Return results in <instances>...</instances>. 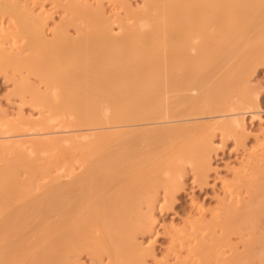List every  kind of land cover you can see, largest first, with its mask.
<instances>
[{"label":"bare ground","instance_id":"6f19581e","mask_svg":"<svg viewBox=\"0 0 264 264\" xmlns=\"http://www.w3.org/2000/svg\"><path fill=\"white\" fill-rule=\"evenodd\" d=\"M40 1L0 0L1 70L30 68L46 88L27 75L19 97L40 118L21 107L0 122V264H77L84 252L161 264L140 241L158 224L160 188L183 189L187 164L211 166L217 130L246 135V114L264 132L258 96L238 76L249 52L264 50V0L119 1L126 17L104 0H52L68 1L52 42ZM262 148L223 181L227 198L211 217L200 210L170 228L165 264H264Z\"/></svg>","mask_w":264,"mask_h":264},{"label":"rangeland","instance_id":"374dc122","mask_svg":"<svg viewBox=\"0 0 264 264\" xmlns=\"http://www.w3.org/2000/svg\"><path fill=\"white\" fill-rule=\"evenodd\" d=\"M32 1H34V0H31V2ZM82 1L85 2L86 0H82ZM102 1H101V3H102ZM119 1L121 2L124 0H117V1L116 0H104L103 1L104 5L102 3V6H103L104 10H106V12L107 11L109 12V13L107 12L108 14H112V13L117 12V16L121 17L122 14L126 15V13H125L126 9L122 10V8H121L122 5L120 4ZM63 2H60L59 4L63 5L65 3H67L68 1H66L65 3H63ZM88 2H90V3L94 2L95 4L92 3V4H94V6L96 4H98V1H96V0H88ZM127 2H128V4L131 3L130 5H132V7L135 9L136 8L138 9V7L143 4V3H141L142 0H128ZM39 3L44 5V1L43 2L40 1ZM116 3H117V5H116ZM118 3L120 4V6ZM46 4H47V6H46ZM62 5H58V3L53 4L52 0H49V1L45 0V5H44L45 9L47 11H49L51 16H52L51 20L49 21L50 22L49 24L52 23V25H49L48 30H47V32H48L47 36H50L49 33L52 34L50 36L51 39H50V37L49 38L47 37L49 41L51 40L50 42L55 40V38L53 36V32L51 31L52 28L55 27V29H56L59 26H63L64 25L63 23H65V21L62 17L66 16V9H65V6L63 7ZM37 6H38V4H37ZM62 8H64V9H62ZM114 8H115V10H114ZM52 12H53V14H52ZM110 12H112V13H110ZM118 12H119V14H118ZM112 15H114V14H112ZM125 15L123 17H126ZM114 16L117 17L116 14ZM53 19H55V21ZM61 22H62V24H61ZM5 23H7V22L5 21ZM57 24H59V25H57ZM115 27L117 28L118 26L115 25ZM71 28H72L71 30L73 31V33H71L72 32L71 30H70L71 31L70 33L75 34L76 28L75 27L73 28V26H71ZM55 29L53 28V31ZM76 34L74 35L75 36L74 38H76V36L78 35V34L77 35ZM28 53H30V52H27L26 54L28 55ZM242 63L244 64V68L241 69V71L238 73L239 79L241 80L240 84L245 85L247 88L249 87L248 89L250 90L251 93L257 94L259 105H260L259 106L260 108L258 110H259V114L262 117L263 122H264V50H262L258 53L250 51L249 55H247V57H245L242 60ZM11 69L12 68H9L7 71L8 73H7L6 70L4 72L3 70H1V67H0V108H1L0 109V119H1L0 122L2 120L3 121H10L11 118H13V119L18 118L20 113L22 112V110H23L25 117L27 115V117L32 116L30 118H33V120H36L35 118H37V117H38L37 119H39L40 118V116H38L39 110L34 108L33 105H29V104H31V103H29L30 97H27L28 99H25V100L24 99L20 100L21 96L19 94V89H17V86L19 87L21 83H25L26 80L29 77H31V78H29V80H27V82L28 81L30 82V85L32 84V86L34 88H36V86L37 87L40 86L42 89H44L45 85L41 83L42 82V80L40 79L41 77L39 78V76H35V75L33 76L32 74H28V72L30 71V68H25L23 70L24 72H22V75H19V74H21L19 72H17V73H19V74H17L14 69H12V70ZM26 70L28 72H26ZM12 71H14V72H12ZM27 75H30V76L27 78ZM22 76H23V79L25 78L24 81L22 79ZM16 78L18 80H22V81L19 82L18 80H16ZM30 79H31V81H30ZM15 81L18 84H16ZM41 88L40 89L36 88V89L40 90L41 92L46 90V88H45L42 91ZM25 102L29 103V104H25ZM21 107H22V109L20 112L19 108H21ZM1 110L5 111V112H2ZM5 113H7V115ZM23 113L21 116H23ZM5 115L8 117L10 116L9 119ZM17 115H18V117H16ZM245 116H246L247 121L249 122L248 124L249 125L251 124L250 126L249 125L248 126L250 127L251 130L253 129V131H251L249 129V131L246 133V135L243 133H241V134L238 133L237 135H233V136L229 137L228 139H226V138H223L222 133H220L221 131L217 130V132L215 133L214 139H215L216 144H215V150L212 151V153H211V158H210L211 166H209V167L204 166V168H203L204 171L203 172L201 171L203 176L206 177V181H205L204 177L202 179L201 175H199V174H201V172L195 171L193 169L192 165L190 166L187 164L185 166V169H184V173H185L186 178L184 180L185 185H182V186H184L183 189H179L181 186L178 187V185L173 184V183L170 184L171 186L168 184L166 188L165 187L160 188V193H159L158 198L161 202L158 205V207L156 208V214H157V218H158L157 223L158 224L155 226V229L153 230L152 235H151V233L150 234L146 233L144 235H141L140 238H142V240L140 239V241H142V242L145 241L143 243L146 244V245H144L146 247L152 246L151 248L155 249L154 250V251H156L155 253H157V255H159L158 258H161L160 260L162 261L163 264H165L164 261H166L167 259H170L169 261L172 262L173 257H174L173 255L169 256V254H168V248H169V243H170L169 238H171L170 237L171 235H169V234L171 233L170 230H172L170 228H173V231H174V229H175V231L177 230L176 227H179L178 230L180 229V227L183 228L185 226V223L188 221V219H190V217L195 216L198 213H200V210H202L205 213V215L207 216V219H208V217H211L212 213L214 211H216L217 208H219L217 206H218V204L220 205L219 201H222L220 199H222L223 197L227 198L226 192L224 193L225 189L223 188V181H227L225 183H228V184L233 183L235 181L234 180L235 179L234 170H237L240 168V163L245 161V160L248 161L247 158H249L251 156V154H257V153L260 154L262 152V150H263L262 147H264L263 146L264 145V132L262 131V135L260 132L263 129L262 123L259 122L257 119H254L255 121H253L251 113H248ZM2 117H3V119H2ZM13 119H12V121H13ZM206 120H208V119H206ZM207 122H211V121L208 120ZM203 123H206V122H203ZM258 134H259V138L257 137ZM237 138H239V139H237ZM245 140H246V142H245ZM162 142H163V144L165 143V141H162ZM259 142H261V143H259ZM161 146L162 145H160V148H161ZM165 146L166 145L164 144V146H162V149H164ZM250 148H252L253 150L252 149L250 150ZM162 149H160V150H162ZM257 150H259V152ZM243 157H244V160H243ZM171 187L176 192V193H174L175 196H173V198H171V194L173 195V193H171V191H170V190H172ZM175 187H177V188H175ZM168 189H169V191H166ZM165 191L167 193H165ZM224 194H225V196H224ZM244 195H246V193L243 194V196ZM146 211H147V209L145 208L144 212H146ZM188 216H190V217L188 218ZM148 239H151L152 241L148 240ZM236 239H238V237L235 236L234 242H236V244L238 243L240 245V247H242V244H240L239 239L237 241H236ZM149 243L152 245H149ZM228 254L230 255V252L227 253L226 255H228ZM171 257H172V259H171ZM163 258H165L166 260L165 259L163 260ZM76 262H77V264H106V261L103 263L102 262L100 263L98 261V257L94 256L93 254H91L89 252H84L79 258L76 259ZM149 264H155V262L153 260H150Z\"/></svg>","mask_w":264,"mask_h":264}]
</instances>
